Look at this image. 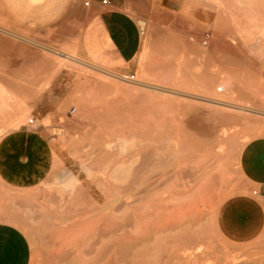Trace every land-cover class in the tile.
Returning <instances> with one entry per match:
<instances>
[{"label": "rangeland", "instance_id": "obj_1", "mask_svg": "<svg viewBox=\"0 0 264 264\" xmlns=\"http://www.w3.org/2000/svg\"><path fill=\"white\" fill-rule=\"evenodd\" d=\"M110 2L144 22L136 83L58 46L63 0H0V36L67 71L34 111L0 86V107H18L0 138L36 118L34 159L0 174V221L24 231L30 264H264V237L235 244L216 226L240 147L264 135V0Z\"/></svg>", "mask_w": 264, "mask_h": 264}, {"label": "crops", "instance_id": "obj_2", "mask_svg": "<svg viewBox=\"0 0 264 264\" xmlns=\"http://www.w3.org/2000/svg\"><path fill=\"white\" fill-rule=\"evenodd\" d=\"M39 1L25 0L28 6ZM63 1L66 6L52 13L54 16L50 19L53 30L64 32L58 37V46L75 47L77 55L86 60L94 57L110 62L122 75L136 73L145 33L142 20L111 2L103 5L101 0H89L84 9V0ZM30 11L22 10L19 15L30 16ZM214 18L215 15L212 21ZM149 51L150 59L154 58V39L149 42ZM60 53L72 56L64 51ZM64 71L67 73L66 67L54 58L36 55L33 47L0 36V86L6 91L2 97L7 103H23L34 111L56 86ZM17 112L16 106L10 109L1 106L0 121L10 119ZM52 118L50 116V122ZM27 125L0 138V174L12 176L19 169L18 161L34 159L35 139L29 135L31 125ZM237 163L242 182L221 203L216 226L225 241L246 244L264 237V135L242 144ZM22 168L30 174L29 165L27 168L24 163ZM253 189L257 190L256 195L252 194ZM31 254L30 242L24 231L14 223L0 221V264H30Z\"/></svg>", "mask_w": 264, "mask_h": 264}, {"label": "built area", "instance_id": "obj_3", "mask_svg": "<svg viewBox=\"0 0 264 264\" xmlns=\"http://www.w3.org/2000/svg\"><path fill=\"white\" fill-rule=\"evenodd\" d=\"M101 3L103 5H110V0H101ZM84 5H89V0H84ZM205 42V41H204ZM125 79L129 80L130 82H134L136 81L135 79V73H132L130 75H122ZM36 121V118L31 115L30 117H28L27 119V124L29 125H33ZM252 194L256 195L257 194V190L256 189H253L252 190Z\"/></svg>", "mask_w": 264, "mask_h": 264}, {"label": "bare ground", "instance_id": "obj_4", "mask_svg": "<svg viewBox=\"0 0 264 264\" xmlns=\"http://www.w3.org/2000/svg\"><path fill=\"white\" fill-rule=\"evenodd\" d=\"M20 49V48H19ZM61 56V58H65V59H67V60H71V59H73L74 60V57H70V56H68V55H64V54H61L60 55ZM112 76V75H111ZM115 77V76H114ZM123 77V76H122ZM118 78V77H117ZM124 78V77H123ZM125 79V78H124ZM133 83H136V82H133ZM138 131V130H137ZM188 132V131H187ZM146 135V134H145ZM157 145V144H156ZM132 161V160H131ZM140 164H142V163H140ZM140 164H139V166H140ZM141 167H143V165L141 166ZM138 168V167H137ZM185 184V183H184ZM138 189V188H137ZM141 205V204H140ZM23 211V210H22ZM21 211V212H22ZM118 214V213H117ZM144 214H146V213H144ZM28 215V214H27ZM47 218V217H46ZM49 219V218H48ZM50 230V229H49ZM193 240V239H192Z\"/></svg>", "mask_w": 264, "mask_h": 264}]
</instances>
